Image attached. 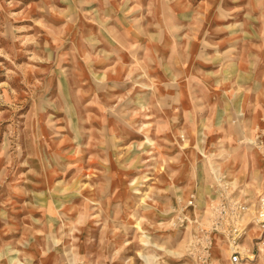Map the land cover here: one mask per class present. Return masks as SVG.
Listing matches in <instances>:
<instances>
[{
  "label": "rangeland",
  "instance_id": "374dc122",
  "mask_svg": "<svg viewBox=\"0 0 264 264\" xmlns=\"http://www.w3.org/2000/svg\"><path fill=\"white\" fill-rule=\"evenodd\" d=\"M0 264H264V0H0Z\"/></svg>",
  "mask_w": 264,
  "mask_h": 264
},
{
  "label": "built area",
  "instance_id": "2783aa9c",
  "mask_svg": "<svg viewBox=\"0 0 264 264\" xmlns=\"http://www.w3.org/2000/svg\"><path fill=\"white\" fill-rule=\"evenodd\" d=\"M230 259H231V261H232L233 263H237V261H238V258H237L236 255H232V256L230 257Z\"/></svg>",
  "mask_w": 264,
  "mask_h": 264
},
{
  "label": "bare ground",
  "instance_id": "6f19581e",
  "mask_svg": "<svg viewBox=\"0 0 264 264\" xmlns=\"http://www.w3.org/2000/svg\"><path fill=\"white\" fill-rule=\"evenodd\" d=\"M138 228L141 229L140 226H138ZM126 244H128V243H126ZM143 258H144V259H148L147 257H143Z\"/></svg>",
  "mask_w": 264,
  "mask_h": 264
}]
</instances>
